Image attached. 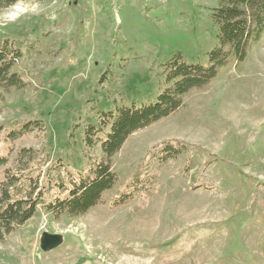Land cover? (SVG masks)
Segmentation results:
<instances>
[{
  "label": "rangeland",
  "instance_id": "374dc122",
  "mask_svg": "<svg viewBox=\"0 0 264 264\" xmlns=\"http://www.w3.org/2000/svg\"><path fill=\"white\" fill-rule=\"evenodd\" d=\"M217 4L19 0L1 9L0 39L22 42L16 69L26 81L0 85L4 135L23 132L3 140L8 166L48 153L40 184L52 189L88 169L89 155L100 160V147L84 150L86 125H97L101 111L154 100L175 54L207 64L218 43ZM18 7L25 11L14 15ZM184 103L129 137L102 203L77 217L40 206L0 243V264H264V34L244 62L224 67ZM173 139L193 152L162 160L155 147ZM46 232L63 237L48 252Z\"/></svg>",
  "mask_w": 264,
  "mask_h": 264
},
{
  "label": "trees",
  "instance_id": "16d2710c",
  "mask_svg": "<svg viewBox=\"0 0 264 264\" xmlns=\"http://www.w3.org/2000/svg\"><path fill=\"white\" fill-rule=\"evenodd\" d=\"M19 0H0V10ZM213 21L218 27V43L205 53L207 64L188 61L183 54H175L165 64V85L154 100L133 101L107 111H101L97 125L88 124L83 132L84 150L91 153L100 147L101 158L89 155L88 169L60 177L52 189L40 184L43 168L48 163V153L32 165L8 166L10 159L0 153V167L5 166V178L0 184V243L18 226L31 219L40 206L54 215L82 216L102 203L103 195L119 180L113 169L114 157L135 132L177 113L184 106V96L199 90L215 80L220 71L232 62L242 63L251 47L264 34V0H218L213 9ZM23 56L22 42L0 39V85L23 88L26 81L16 69ZM0 125V152L4 139L17 137L22 130L4 135ZM164 161L174 160L194 148L179 139L158 144ZM45 156V158H43ZM51 172L48 169V174ZM114 206L121 203L115 202Z\"/></svg>",
  "mask_w": 264,
  "mask_h": 264
},
{
  "label": "water",
  "instance_id": "95a60500",
  "mask_svg": "<svg viewBox=\"0 0 264 264\" xmlns=\"http://www.w3.org/2000/svg\"><path fill=\"white\" fill-rule=\"evenodd\" d=\"M63 237L60 234L44 233L42 237L41 248L43 251L48 252L53 248L61 245Z\"/></svg>",
  "mask_w": 264,
  "mask_h": 264
},
{
  "label": "bare ground",
  "instance_id": "6f19581e",
  "mask_svg": "<svg viewBox=\"0 0 264 264\" xmlns=\"http://www.w3.org/2000/svg\"><path fill=\"white\" fill-rule=\"evenodd\" d=\"M24 10V8H22V7H18L17 8V12H15V14L14 15H18L19 14V12H22ZM25 11V10H24ZM140 228V227H139Z\"/></svg>",
  "mask_w": 264,
  "mask_h": 264
}]
</instances>
